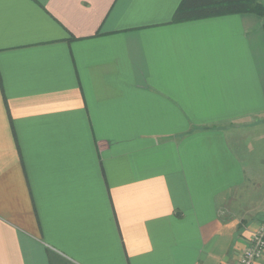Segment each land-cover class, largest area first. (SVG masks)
I'll return each instance as SVG.
<instances>
[{
  "label": "crops",
  "instance_id": "1",
  "mask_svg": "<svg viewBox=\"0 0 264 264\" xmlns=\"http://www.w3.org/2000/svg\"><path fill=\"white\" fill-rule=\"evenodd\" d=\"M180 1L0 0V264H236L264 224V19Z\"/></svg>",
  "mask_w": 264,
  "mask_h": 264
},
{
  "label": "trees",
  "instance_id": "2",
  "mask_svg": "<svg viewBox=\"0 0 264 264\" xmlns=\"http://www.w3.org/2000/svg\"><path fill=\"white\" fill-rule=\"evenodd\" d=\"M254 14L264 19V0H181L171 22Z\"/></svg>",
  "mask_w": 264,
  "mask_h": 264
},
{
  "label": "built area",
  "instance_id": "3",
  "mask_svg": "<svg viewBox=\"0 0 264 264\" xmlns=\"http://www.w3.org/2000/svg\"><path fill=\"white\" fill-rule=\"evenodd\" d=\"M264 256V224L251 234L236 264H254Z\"/></svg>",
  "mask_w": 264,
  "mask_h": 264
}]
</instances>
